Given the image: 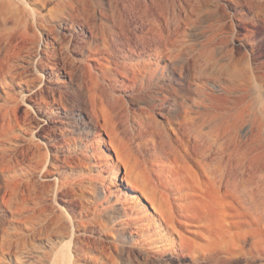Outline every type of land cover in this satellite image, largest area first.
Masks as SVG:
<instances>
[{"label": "rangeland", "instance_id": "1", "mask_svg": "<svg viewBox=\"0 0 264 264\" xmlns=\"http://www.w3.org/2000/svg\"><path fill=\"white\" fill-rule=\"evenodd\" d=\"M17 1L0 0V264H61L59 236L24 239V217L38 199L71 218L93 213L87 212L92 193L77 182L89 170L77 167L72 183L60 186L50 165L55 154L68 152L61 130L66 125L82 134L81 147L94 144L93 152L107 153L100 171L106 176L115 170L112 182L125 188L115 150L97 136L105 123L101 102L125 139L120 143L128 150L125 144L120 149L151 158L161 140L183 138L198 175L185 170L183 196L172 198L161 246L119 223L126 198H112L109 218L116 215L110 220L117 232L81 234L104 255L89 264H264V0H113V6L90 7L97 17L91 14L87 25L60 0ZM101 9L105 25L117 31L115 37L108 31L109 47L99 61L85 45ZM53 41L57 57L50 52ZM148 53L151 74L123 84L116 71L125 56L135 61ZM162 65L165 72L157 70ZM82 79L85 90L75 95ZM53 91L64 92L70 109L40 107L41 93L52 98ZM84 109L93 110L90 117L81 115ZM141 205L154 211L143 195Z\"/></svg>", "mask_w": 264, "mask_h": 264}, {"label": "bare ground", "instance_id": "2", "mask_svg": "<svg viewBox=\"0 0 264 264\" xmlns=\"http://www.w3.org/2000/svg\"><path fill=\"white\" fill-rule=\"evenodd\" d=\"M14 1L18 2L17 0ZM19 1L25 4L27 3L28 4L27 6H29L28 0H19ZM60 5L63 7H70L76 10L77 11L76 13L80 15V17L83 19L84 24L87 25L89 23L91 14L97 17L96 13L94 14L92 12L93 10L91 11L92 13L90 12L89 9L90 7H104L106 5L113 6L115 5V2L113 0H60ZM94 11L96 12V10ZM68 15L69 16L74 15V13L71 12V9L70 11H68ZM99 16L101 22L98 21L93 22V24L89 26V28L91 29L90 32L92 33V39L91 40L86 39L85 46L93 53L92 58L97 60L99 59L100 61L102 60L100 58L104 57V55H102L103 51L109 47L110 37L108 36L107 33L109 31L111 36L115 37L117 27L115 25H111V26L105 25L102 19L105 16V13L102 9L99 10ZM49 43H50L51 55L53 57H57L60 54L58 50L59 47L55 44L54 41ZM147 55L148 58L137 59V60L134 59L135 61L131 60L128 55L125 56L126 58L125 62L123 61V64L121 63V65H118L117 66L118 71H116L122 75L123 78L120 81L123 84L129 86L130 81H132L134 77L142 78V76L144 77L147 74H151V72H149L150 71L149 67L153 62L152 53H148ZM100 63L103 62L101 61ZM160 68L163 72H165L164 65L158 67L157 70L160 71ZM73 71L74 69L73 70L71 69V71H67L69 77L65 83L68 86L72 85ZM139 74H142L141 77H139ZM179 76L183 78L184 73L182 72L179 73ZM85 79H82V81L77 85V87L75 86L76 87L74 90L75 95L78 94L79 92H82L84 86L87 85L85 84L86 83ZM55 92L52 94V98H48L43 93H41L42 94L41 101L39 100L40 107L51 110L52 111L51 113H56L60 109L66 111L67 108L69 107V99L66 97L63 91L60 95H56ZM92 93L95 92L92 91ZM95 96L97 95L95 94L93 97ZM102 104L105 103L101 102L100 104L101 108L99 107L98 108L102 111L103 113L102 115H104L105 123L102 125V128L101 130H99L97 136L102 144L103 143L108 144L115 150L117 159L121 162V165H123L125 169V176L121 177V181L125 184V188H121L120 185L116 186L115 182H112L117 175L115 170H113L112 173H109V175L106 176H104L103 173L100 171L101 169L100 162L110 158L108 155H106L107 153L106 154L104 153V156H102L100 155V152L99 155L97 154L98 152L97 153L93 152V149H95L94 144H85L84 147H81L80 140L82 134L77 136L75 134L76 129L74 125H71L70 123L69 125H66L61 129L63 130L62 132H65L66 139L65 138L64 139L67 141L68 144L67 145L68 152L63 154H59V153L55 154L54 156L55 158L50 165L57 170L58 175L55 177V180L57 182V185L60 186H64L66 183L71 182L70 177L72 176V174L75 173L74 170L77 167L85 168L89 170L88 174L85 173L82 174L80 173V175L77 174L78 175L77 182L82 187V189L86 188L90 190V192L92 193L91 199L94 204L93 210H91V208L87 206L88 209L87 212L93 211V213L92 212H91L92 214L88 213L81 218H71L64 211H62L61 213L60 212L54 213L51 210L50 212L47 206L44 205V203L38 199V201L34 202L35 204L34 206L31 205L32 206V208L30 209L31 211H29L28 214L27 211L24 217V228L22 232L25 240L30 241L31 239L32 240L36 239V236L40 234L41 236L43 234H50V235L54 234L62 239L61 242L63 244V248L60 254L61 264H89L90 262L100 263L101 261H104V255L100 249L101 247L99 248L98 246L96 247V245L95 247L90 245L88 241H86L84 238L81 237V234L87 232H91L93 234L94 231H97L99 229H102L105 233L111 235H114L117 232L118 227L114 226V224L112 223V220H116V215L115 214L112 215L113 217H115V219H113L112 216L109 218L110 216L109 211L111 209L113 211L114 209L113 204L111 203L113 201L112 198H115L117 202L122 201L124 197L126 198L125 204L123 205L124 217L120 220L121 222L119 223L123 225L131 226L130 232L132 234H136L138 236H143V237L145 236L149 242H157L158 246H161V244H163V236L165 235L164 232L166 230L165 222L168 221L170 222L172 218L171 215L172 211L170 209L172 198H174L175 200H179V198L183 196L182 188H181L182 187L181 178L185 170L186 171L188 170L190 174H192L194 177L198 175L195 167L197 165L191 164L189 160V148L191 146L189 147V145L182 140L183 138H181L180 135L179 136L181 139H179L180 140L179 143L172 141L173 139L161 140L160 145L159 146L157 145L158 148L156 152L153 153L151 158L141 159L139 154H138L139 156L133 155L132 154L133 149H130V147H129L130 151L132 150L131 153L125 151L128 150V147L125 143L124 144L126 145L127 149L125 148H124L125 150L123 148L120 149L119 144L121 147L125 146L123 143H120V140L124 142L125 139L124 137L121 138L120 133L118 134L116 132V129L114 127L115 126L114 122H112L113 120L111 121V119H109L110 117H108L109 115H108L107 106H104ZM95 106L96 105H94V108ZM91 113L84 109V111L81 112V115H83V117L86 118V116L90 117ZM159 114H161L162 117L166 118V120L169 119V117L164 113H159ZM101 123L100 124L93 123V125H95L96 128L98 127V125H101ZM88 128H89L88 130H90L91 127ZM165 134H162L164 135L163 136L164 138H166ZM102 135H107L108 140L100 139ZM128 146H129V142H128ZM194 147L195 146H193L192 149H194ZM107 150L110 151V148L107 147ZM121 152L122 153L127 152L128 155L127 154L123 155ZM193 155L194 153L191 154V156ZM195 157H194L195 159L194 161L198 160L197 162L199 164L202 163L200 162L199 158H195ZM66 171L69 174L65 175L64 173H66ZM49 172L51 173V171ZM107 179L111 181L115 186L107 184L106 183ZM234 181L236 182V180ZM244 187H248V185ZM250 191L252 196L255 195L254 189H251ZM140 192H141V197L143 195L151 203L155 212L154 211L152 212V210H150L147 206L141 205L142 207L140 208V202H141ZM105 213L107 214L108 218L107 217L104 218ZM66 238L68 240L64 242ZM97 252L99 253V255H96ZM0 253L3 255L5 254V249L2 246L0 247Z\"/></svg>", "mask_w": 264, "mask_h": 264}]
</instances>
